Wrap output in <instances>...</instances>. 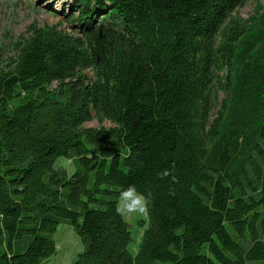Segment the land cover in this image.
I'll use <instances>...</instances> for the list:
<instances>
[{"label":"trees","instance_id":"16d2710c","mask_svg":"<svg viewBox=\"0 0 264 264\" xmlns=\"http://www.w3.org/2000/svg\"><path fill=\"white\" fill-rule=\"evenodd\" d=\"M245 1L38 0L60 22L0 64V264H47L61 222L68 264H264V5Z\"/></svg>","mask_w":264,"mask_h":264},{"label":"rangeland","instance_id":"374dc122","mask_svg":"<svg viewBox=\"0 0 264 264\" xmlns=\"http://www.w3.org/2000/svg\"><path fill=\"white\" fill-rule=\"evenodd\" d=\"M257 2L264 5V0H246L245 4L237 9L236 14L242 18H248L254 12ZM59 22V17L51 14L45 4L39 5L38 0H0V64L6 63L7 58L12 55V43L17 38H24L29 26H41L42 24L49 26ZM61 27L66 28V23L62 22ZM87 73L90 75L91 71L88 70ZM112 126L113 123L110 120L97 116L83 124L85 128H110ZM70 163L65 159L57 161V165L65 167ZM145 214V212L143 214H122L131 231L132 239L128 244V250L131 253L136 251L141 236V230L137 227L136 221L145 219ZM53 239L57 245V251L53 257H50L51 259L47 260V264H68L83 248L79 237L66 222L58 224Z\"/></svg>","mask_w":264,"mask_h":264},{"label":"clouds","instance_id":"9594fccd","mask_svg":"<svg viewBox=\"0 0 264 264\" xmlns=\"http://www.w3.org/2000/svg\"><path fill=\"white\" fill-rule=\"evenodd\" d=\"M160 175L163 178L169 175V172L165 170ZM147 204L148 201L145 195L138 191L135 185H129L120 192L116 211L121 214H143L147 209Z\"/></svg>","mask_w":264,"mask_h":264}]
</instances>
